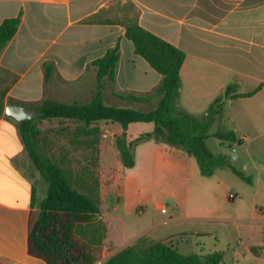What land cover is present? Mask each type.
Instances as JSON below:
<instances>
[{
  "label": "crops",
  "instance_id": "0c3cea01",
  "mask_svg": "<svg viewBox=\"0 0 264 264\" xmlns=\"http://www.w3.org/2000/svg\"><path fill=\"white\" fill-rule=\"evenodd\" d=\"M127 4L133 7L141 27L185 53L179 71L180 109L202 116L228 85L235 84L237 93H248L264 83V0H0V23L21 15L15 36L0 52V92L6 91L5 104L39 103L48 98L63 102L89 101L96 80V69L91 63L118 43L116 78L112 84L105 82L104 101L108 105L133 108L135 103L122 101L115 94L149 92L160 83L161 76L135 53L132 42L125 37V27L120 21L132 16L125 9ZM94 16L113 23L86 22ZM46 62L53 64L54 72L45 85L43 64ZM235 104L257 111L256 115L246 116L250 129L234 128L236 136L243 142L252 134L259 137V126L264 124V87L250 98L227 101L223 119L230 123L235 122L229 112ZM91 127L100 131L99 155L104 172L122 175L119 182L115 178L109 188L100 189L101 218L107 229L104 244L115 249L104 261L157 226H143L137 231L126 228V217L146 209L141 193L150 192L154 197L170 195L176 201V209L178 201H183L187 194L186 181L203 183L209 199L200 202L197 198L202 204L197 205L196 213L183 212L176 218L169 217L163 224L180 220L264 223V206L251 204L245 216L241 210V214L232 215L220 211L219 193L226 187L224 180L201 182L195 159L167 144L151 140L138 145L135 165L125 174L115 146V139L124 132L121 125L99 121ZM152 130V123H133L125 131L126 138L132 141ZM82 135L93 136L84 131ZM107 155L115 159L112 169L103 162ZM145 155L150 158L148 169L152 176L143 183L134 172L139 165L138 157ZM38 178L40 175L25 150L17 121L5 112L0 113V264H44L27 249L30 225L38 214L37 205H32ZM165 178L170 179L169 185L164 182ZM236 195L228 192L224 199L232 202ZM242 204L238 207L243 208ZM119 227L123 244L118 247L110 235L113 229L118 232ZM219 247L214 245L208 251L201 248L200 256L219 252L221 263L225 264ZM237 252L240 249L235 248L233 255L237 256ZM254 255L264 264V252L255 250Z\"/></svg>",
  "mask_w": 264,
  "mask_h": 264
},
{
  "label": "trees",
  "instance_id": "16d2710c",
  "mask_svg": "<svg viewBox=\"0 0 264 264\" xmlns=\"http://www.w3.org/2000/svg\"><path fill=\"white\" fill-rule=\"evenodd\" d=\"M131 17L120 23L125 27V37L132 42L134 51L160 76V83L151 91L141 94H115L122 101L154 106L147 109L108 105L104 101L105 82L114 83L120 50L117 43L105 54L91 63L96 69L92 98L87 102H63L44 99L39 103L22 104L36 108L40 116L33 120L17 122L21 140L35 171L46 183L45 196L37 201L33 190L32 205H37V217L31 222L28 235V253L43 260L44 264H94L100 255L106 227L101 220L100 202L97 196L79 190L64 168L41 150L40 121L68 120L84 126L86 135L96 136L99 128L91 127L99 121L118 123L124 132L115 139V146L123 167L135 165V148L141 143L154 141L184 151L193 157L203 177H211L219 168H227L247 182L251 179L237 170L231 157L225 153L215 154L207 146L213 137L221 144L236 143L239 139L233 131L217 130L209 133L213 124L220 120L229 100L250 98L264 87L261 83L248 93H237L236 85H228L223 94L209 105L202 116H193L178 106L181 80L180 68L185 53L157 35L141 27L129 4L125 6ZM21 15L4 19L0 23V52L15 36ZM88 23L111 24L94 16ZM44 84H48L53 72L52 63L43 64ZM6 91L0 92V113L4 112ZM133 123H152L153 130L139 135L132 141L126 138V129ZM250 250L255 253V248ZM222 254L210 252L203 256L184 255L170 243L152 241L140 237L109 257L102 264H222Z\"/></svg>",
  "mask_w": 264,
  "mask_h": 264
},
{
  "label": "rangeland",
  "instance_id": "374dc122",
  "mask_svg": "<svg viewBox=\"0 0 264 264\" xmlns=\"http://www.w3.org/2000/svg\"><path fill=\"white\" fill-rule=\"evenodd\" d=\"M154 105L155 103H151L150 105L135 104L133 107L147 109ZM229 112L235 117V122L230 123L228 120L223 119L222 116V120L220 119L222 122L217 120L211 127L209 133L212 134L217 130L233 131L236 126L243 130L250 129L246 116L248 114H257L256 110L249 107L244 108L237 104L229 109ZM38 126L41 129L42 153L50 157L54 162L60 164L68 172L72 183L79 190L97 196L101 204L100 189L105 190L109 188L110 185H113L115 178H117L116 182H119L122 175L120 172L116 173L115 171L112 175L104 172L99 155V145L101 144L100 135L83 137L84 126L68 120L40 121L38 122ZM259 130L261 131L259 137H255L256 135L252 134L247 141L242 142L240 145L230 143L221 144L213 137L208 138L206 141L207 146L213 153L228 154L231 157L233 166L251 179L249 183L227 168L217 169L214 178L203 177L198 174L201 182H212L215 179L224 180L226 187L219 193L220 211L223 210L222 212L229 215L241 214L240 212L243 211V215L245 216L251 204L259 207L264 206V124L259 126ZM192 159L194 160V158ZM104 161H106L107 167L109 166L111 169L114 167L115 159L113 156L107 155L103 157ZM138 161L139 165L134 173L137 174L138 180L146 183L150 181L152 176V173L148 169L150 158L146 155L143 157L139 156ZM128 171V169L123 168L125 174ZM164 182L169 185L170 179L165 178ZM46 186V183L41 178L35 180V187L38 191L37 198H43L45 196ZM203 186V183L201 185L193 182L188 184V181H186V190L189 195L186 194L184 200L182 199L183 201H178L180 204L176 209L174 208L176 201L170 195L154 197L150 192H146L147 194L141 193L140 197L146 200L142 203L146 209L141 213L134 212L126 217V228L137 231L142 229L143 226L157 224L156 227L145 231L142 237L170 243L180 253L185 255H201V248L208 251L216 245L220 246L219 250L223 252L225 264H260L261 261L256 260V256L249 249L250 247H254L257 253L264 252V223L222 224L218 222H198L193 220H180L173 224L162 223L169 217L176 218L181 216L183 212L186 215L196 213L197 211L195 209L197 205L202 204L197 202L196 199L202 200L200 202L209 199ZM228 192L237 194L234 201L228 202L224 199ZM241 203H243V208L238 207ZM207 204H209V201ZM158 207L161 208L158 209ZM162 208L165 210L164 213L160 211ZM118 230V232H115L113 229V233L111 232L110 236L117 242V246L119 247L123 244L121 243L123 237L122 228L119 227ZM104 240L99 258L94 264H102L115 250L105 245ZM238 240H240V243L237 244ZM107 248L108 250H105ZM235 248L240 249V253L238 254L237 252V256L233 255ZM241 251L245 253V256L242 255L243 253Z\"/></svg>",
  "mask_w": 264,
  "mask_h": 264
},
{
  "label": "water",
  "instance_id": "95a60500",
  "mask_svg": "<svg viewBox=\"0 0 264 264\" xmlns=\"http://www.w3.org/2000/svg\"><path fill=\"white\" fill-rule=\"evenodd\" d=\"M4 112L8 117L13 118L17 122L33 120L40 116V113L36 108L16 105L12 102H7L5 104Z\"/></svg>",
  "mask_w": 264,
  "mask_h": 264
},
{
  "label": "built area",
  "instance_id": "2783aa9c",
  "mask_svg": "<svg viewBox=\"0 0 264 264\" xmlns=\"http://www.w3.org/2000/svg\"><path fill=\"white\" fill-rule=\"evenodd\" d=\"M230 197H232V195H231ZM161 212H162V213H164V212H165V210L162 208V209H161Z\"/></svg>",
  "mask_w": 264,
  "mask_h": 264
}]
</instances>
